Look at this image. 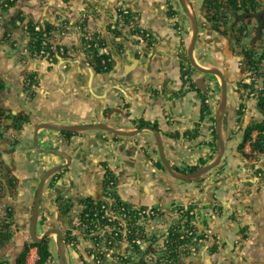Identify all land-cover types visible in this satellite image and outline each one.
Masks as SVG:
<instances>
[{"label": "crops", "instance_id": "0c3cea01", "mask_svg": "<svg viewBox=\"0 0 264 264\" xmlns=\"http://www.w3.org/2000/svg\"><path fill=\"white\" fill-rule=\"evenodd\" d=\"M170 1L0 0V79L7 89L0 93V103L8 111L11 110V115L22 114L29 118L22 130L11 128L19 139L14 153L4 149L13 154L11 159H7V154H2L0 159V164L11 167L20 180L16 182L15 189L9 190L7 175L0 168V183L5 187V194L0 196V224L3 234H10L0 243V264H12L26 245L31 246L26 229L35 186L47 167L62 161L60 157L32 148L31 140L37 123L103 121L119 128L134 129L142 120L151 121L160 128L167 158L175 169L187 171L215 159L216 140L211 122L218 102L214 89L217 79L200 72L197 79L185 84L181 76L182 54L191 39L192 30L184 16L174 19L170 15ZM127 5L135 12V18L142 27L157 34L158 42L154 47L144 50V44L132 40L130 32L125 29L122 36L114 37L111 30L115 25L116 10ZM29 23L52 28V37L56 42L63 43L69 55L62 56L55 48L50 58L28 56L25 48L31 37L26 28ZM79 24H85L91 32L109 34L120 47V54L115 55L116 63L109 71L99 73L88 66ZM11 26L15 29L13 32H10ZM60 28H67L69 32L60 33ZM199 36L203 39L198 41L195 49L198 62L207 67L223 68L229 52L226 37L213 33L208 25L201 27ZM217 55L218 58H215ZM29 70L39 79V87L32 96L21 91V80ZM208 99L209 102L206 101ZM3 124L9 125L11 120ZM37 130L43 147L54 144L65 146L58 141L63 136L59 131ZM90 132L83 137H74L71 150H78L75 163L81 166L77 173L74 167L53 187L47 188L41 202L45 214L55 208V205L48 204L51 197L79 198L98 191L102 170L97 165V156H107L110 150L102 144L103 139L97 131ZM46 137L53 140L49 143ZM118 140L117 151L124 159L118 162L116 168L120 192L138 205L187 204L190 200L211 196L214 182H218L224 190L219 196L224 198L226 206H230L234 199L232 194L236 189L233 187L239 181L244 186L238 189L243 193L241 196L248 203L253 200L254 207L247 214L249 224L243 227L242 243L235 247L233 240L238 236L230 235L229 242L219 244L218 252L209 249L214 242L210 236L219 229L218 221L209 219L207 227L200 225L201 230L208 234V239L200 242L199 252L184 258L187 264H264V185L256 189L250 184V171L242 170L240 173L238 168H234L241 160L225 152V161L212 168L207 176L197 182L181 183L159 165H142V160H149L148 155L151 154L154 160L158 156L153 151L146 154L140 150L138 142L135 143L138 138L119 137ZM1 147L3 145L0 144ZM238 176L241 177L238 179ZM256 196L260 203L255 202ZM10 208L8 216L7 209ZM57 214L56 211L54 218ZM232 229L238 230L235 226ZM240 236L243 237L242 234Z\"/></svg>", "mask_w": 264, "mask_h": 264}, {"label": "flooded vegetation", "instance_id": "af4514ba", "mask_svg": "<svg viewBox=\"0 0 264 264\" xmlns=\"http://www.w3.org/2000/svg\"><path fill=\"white\" fill-rule=\"evenodd\" d=\"M232 1L233 0H171L170 15L174 19L184 16L190 23V28L192 30L191 39L186 43L185 53L182 54L183 59L181 63V76L185 81V84L197 79V74L201 72L194 67L190 58L189 47L193 39V26L188 16L186 5L188 6V9L194 13L198 22V35L193 51V55L196 60L195 49L198 41L203 39L199 36L203 25H208L209 29L212 30L213 33L226 37L229 52L227 54L225 64L223 65V68L216 66L223 72L227 83L228 100L223 116L222 127L223 137L225 140V152H228L231 157L241 160L240 163H236L234 168H238L240 173L244 170L250 171L252 178L250 181V184H252L251 186H254L256 189H260L264 185V147H257L259 148L257 154H249L244 151L243 145L245 142L244 138L246 130L259 121H264L262 106L256 98L251 96L249 86L245 82L249 70L247 54L248 52L252 53L259 49L258 46L260 44L262 30L258 31L255 29L253 31H248L249 36L251 37V45L248 47V50H242L239 47L242 40L238 38L239 36L237 33L241 29L242 24L247 21L249 16L244 15L243 10L245 8H241V5L235 7L231 3ZM116 13L115 25H112L111 30L114 37L122 36L123 29H125L126 32H130L129 37L132 40L141 41V43L144 44V50L152 48L155 44H157V34L151 29L142 27L135 18V12L128 5L118 8ZM252 18L255 20L257 26L259 24V18H257L256 15H253ZM220 23L224 25V29L220 28ZM40 25L46 27L42 24ZM78 26L83 33V39L81 42L84 44L83 51L85 53L86 60H88V62L86 61L89 64L88 66L94 67V69H96L99 73L109 71L116 63V50L118 49L119 51L120 47L114 43L115 40H112L111 36H108L109 34L103 35L101 32H91L87 30L85 24H79ZM10 28H12V31L10 32L15 30L12 26ZM45 30L48 31L47 29ZM62 30V32H69L67 28H62ZM52 38H49L53 41L51 42L52 50H50V53L53 55V49L57 48L60 55L68 56L69 53H67L66 47H63V43L56 42L54 40V36ZM31 41L32 39L30 37L28 46L25 48V52H27L30 57H40V49H34ZM54 42L57 45H55ZM111 43L114 44L115 48ZM61 47H63V49ZM41 56L46 57V54H42ZM207 56L210 58L209 54H207ZM47 58H50V56H47ZM215 58H218V55ZM32 73L33 72L29 70L21 80V91L30 94L31 96L35 93L37 87H39V79L34 74L35 81L31 83L30 76ZM205 74L206 76H214L217 79V86H215L214 89L216 93L219 92L215 111L216 115L214 113L211 122V131L213 132L214 139L216 140L215 153H217L219 136L216 128V118L217 109L220 103L219 98L222 81L217 74ZM4 90L5 91H0V93L3 94L7 91L5 88ZM206 101L209 102V99ZM0 110H2V112L5 110L3 113H0V144L1 146L3 145V148H0V159L2 158V154H7V159L10 160L13 154L11 155L7 153V151L14 153L16 150L14 146L19 142L18 137L16 138L15 133L13 134L11 128L19 131L22 130L23 124L27 122L29 118L27 115L22 114L11 115V110L8 111L5 109L1 106V103ZM6 120H11V124H3ZM15 123L19 124V129L15 127ZM94 123H107L112 126L109 122L103 121L79 124ZM38 124L39 123H37V125ZM112 127L129 131L131 134H134L116 135L112 132L97 128H87L79 132L57 130L63 134V136L59 138V141L61 143L63 142L65 146L58 147L57 144L47 146L63 150L67 156L63 158L57 154L44 153L53 157H60L62 161L53 163L47 167L42 172L41 178L35 186L31 210L29 212L28 227L26 229L29 233L28 238L31 242H33L30 230L35 204L34 202L38 194L43 175L47 169L53 165L61 163L68 164L66 168L61 169L46 181L42 197L47 188L53 187L65 175H68L71 171H73L74 167L75 170H77L78 167L81 166V164L77 165L75 163L78 160V150L75 152L71 150V146L75 142L74 137L79 135L83 137V134H91L90 131H97L99 137H102L103 139L102 144L105 145L106 148H109L110 153H107V156L99 154L97 156V165L101 168L102 172L100 175L101 184L99 185L98 191L94 194L79 198L70 197L58 199L51 197L48 204L50 206L55 205V208L52 211L47 210L49 212L48 214H45V212L42 211L41 198L36 229L38 233L37 238H42V242L39 244L48 245L50 256L47 259L46 264H60V256L56 245L57 235L52 232L43 237L47 231L55 228H59L62 232V239L65 244L64 246L69 264H187V261H185L184 258L199 252L198 245L200 242H203L205 238L208 239V234L204 232V230H201L200 225L207 227L209 219L213 221L217 220L219 224V229L217 231H213L210 236V239L214 242L209 245V249L218 252L219 244L221 242H229L231 238L230 235L238 236V238H234L233 240L235 247L238 243H242V240L244 239L243 227L249 224L247 214L249 209H252L254 205L253 200L248 203L245 201L244 197L241 196L243 193L238 189H243L244 186H241L240 181L233 187L236 190L232 194L234 199L231 201L230 206H226L224 204V198L219 196L224 190H220L218 188L213 190L211 196L209 195L205 198L202 197L193 199L187 204L184 202H172L170 205L161 204L160 207L153 203L138 205L130 201L120 192V180L117 172V166L118 162H122L124 159L121 158V152L117 151L119 137L126 139L138 138L135 143L137 144L138 142L140 150L144 151L146 154L148 151H153L155 152V155L158 156L157 159L154 160L151 154L150 156L148 155L149 160H142V165L145 166L150 164L153 166L156 164L157 167L159 165L165 171L169 172L172 178H175V180L180 181L181 183L197 182L200 178L183 181L174 177L165 167L160 157L156 136L151 131V128L159 131L165 151L164 137L156 123L142 120L134 129H124L116 126ZM20 134L22 133L20 132ZM33 137L31 140L32 148L37 152H40L39 149L34 146ZM50 142L51 141H49V143ZM231 142L232 145L229 146ZM38 146L40 148H45L39 142V135ZM225 152L221 162L217 166H220L222 162L225 161V157L227 156ZM29 162H33V160L29 159ZM227 163L228 162L226 161L225 164ZM174 167L171 166L173 171L178 174L191 173L199 168V166H194L189 168L187 171L186 169H181L180 171V168L175 169ZM0 168L1 170H4L7 175L6 182L9 190L15 189L16 182L18 183V181H20L19 177L15 175L11 167H6L5 165L0 164ZM86 172L89 173V170L87 169ZM240 177L241 176H238V179ZM229 186L230 185H228V187ZM4 189L5 187L0 183V196L5 194ZM254 200L257 203L261 202L259 201L258 196H256ZM262 201L264 202V199ZM241 209L242 213H240ZM56 211L58 214L54 218ZM10 212L11 208L7 209L8 216L10 215ZM96 213L99 215L98 220H96ZM50 218H52V220H50ZM233 226L238 228V230L232 229ZM241 234L243 237L240 236ZM232 251L235 252V249ZM189 263L191 264V262Z\"/></svg>", "mask_w": 264, "mask_h": 264}, {"label": "water", "instance_id": "95a60500", "mask_svg": "<svg viewBox=\"0 0 264 264\" xmlns=\"http://www.w3.org/2000/svg\"><path fill=\"white\" fill-rule=\"evenodd\" d=\"M186 8H187L188 16H189L190 21H191L192 26H193V39H192L191 45L189 47V53H190L191 61H192L193 65H194V67L196 69H198L199 71L204 72V73L217 74L221 78V81H222V83H221V93H220V103H219V106H218V109H217V118H216V121H217L216 128H217V133H218V136H219V138H218V151H217L216 157H215V159L213 161L200 166L198 169H196L195 171H193L191 173H184V174L183 173L182 174L181 173H179V174L175 173L173 171V169L171 168V165H170L169 161L166 158V154H165V151H164V146L162 144V138L160 136L159 131L154 129V128H151V131L156 136L160 157H161L165 167L170 171V173L174 177H176V178H178L180 180H183V181H190V180H193V179L203 178V177L207 176V174L210 172V170L212 168L216 167L222 160L223 154L225 152V140H224V137H223L222 127H223V116H224V112H225V109H226V106H227L228 93H227V83H226V80H225L223 72L217 67L203 66L202 64H200L198 62V60H196L194 58L193 51H194L195 41H196V38H197V35H198V22H197L196 17L194 16V13H192L190 11V9H188L187 5H186ZM112 46L115 48L114 44H112ZM116 53L119 54L118 49L116 50ZM39 127L45 128V129L65 130V131H73V132L74 131L79 132V131H82V130L87 129V128H97V129H103L105 131L112 132V133H114L116 135H118V134H120V135H132V134H134V133L131 134V132H129V131L116 129V128L110 126L107 123L71 124V125H60V124L51 123V122H41V123H39L37 125V127H36V130L34 132V137H33L35 148L39 149V151L41 153L57 154V155H60L63 158L65 156H67L64 153L63 150L52 148V147L40 148L38 146L37 129ZM46 140L47 141H51L52 139L49 138V137H46ZM67 166H68V164H66V163L53 165L52 167L47 169V171L43 175L38 194H37V196L35 198L34 210H33V215H32V219H31V230L30 231H31L32 240L35 243L39 244V243L42 242V238H37V234L38 233H37L36 226H37V221H38V216H39V207H40V201H41V198H42L43 188H44V186L46 184V181L52 175H54L55 173H57L61 169L66 168ZM215 187L218 188V189H222L221 186L218 185V182H214L213 188L215 189ZM52 232L57 235V237H56V245H57V251H58L59 256H60V264H69L68 258H67V255H66L65 246H64L65 244H64V241L62 239L61 230L59 228L51 229V230L47 231L45 233V235H43V237L46 236V235H49ZM16 260L17 259H15V261L12 264H15Z\"/></svg>", "mask_w": 264, "mask_h": 264}, {"label": "built area", "instance_id": "2783aa9c", "mask_svg": "<svg viewBox=\"0 0 264 264\" xmlns=\"http://www.w3.org/2000/svg\"><path fill=\"white\" fill-rule=\"evenodd\" d=\"M248 19V18H247ZM254 20H252L253 22ZM246 22V21H245ZM245 22L242 24L241 29L238 31V38L242 40V44L240 43L239 47L242 50H248V47L251 45V37L249 36V24L242 28ZM251 22V23H252ZM250 23V24H251ZM245 26V25H244ZM256 27V25H255ZM28 28V25L26 26ZM220 28L224 29V25L220 23ZM36 31H42L45 37L43 42V47L40 49V55L46 54L50 56V48L52 50L51 42H53L52 38V31H46L43 26L40 24L35 25ZM62 28L59 29V32H62ZM53 39V38H52ZM50 42V43H49ZM64 47V46H63ZM63 47H61L63 49ZM259 49L252 53L248 52V62H249V70L248 75L245 80L246 84L249 86V91L251 96L256 98L261 106H262V113L264 119V30L260 37V44ZM263 121V120H262ZM258 122L255 124L254 129L250 132L247 139L244 142V151L249 154H257L258 149L257 147H264V121ZM96 220L99 219V215L96 213ZM40 259V254L37 246H29L27 255H26V264H37Z\"/></svg>", "mask_w": 264, "mask_h": 264}, {"label": "trees", "instance_id": "16d2710c", "mask_svg": "<svg viewBox=\"0 0 264 264\" xmlns=\"http://www.w3.org/2000/svg\"><path fill=\"white\" fill-rule=\"evenodd\" d=\"M231 3L235 7H238V5H241V8H245L243 10L244 15L249 16V18L247 19V21L244 24L245 26L243 25L242 28H245L248 24H250L252 22V20H253L252 14H254V16L256 15L257 18H259V24L255 27V29H257L258 31L262 30L261 33H263V30H264V2L258 3L257 0H233ZM44 28L47 29L48 31H52V28H50L48 26H46ZM28 29L30 31V35H31V39H32V41H31L32 46L34 47V49H41V47H43V42L45 40L43 32L42 31H36L34 23H29ZM49 50H51V48ZM30 81H31V83H33L35 81L33 74L30 76ZM4 88H5L4 82H2V80L0 79V91H3ZM0 113H1V110H0ZM15 127L17 129H19L20 126H19V124L15 123ZM254 127H255V125L250 126L246 130L244 141L247 139L248 135L254 129ZM2 228L3 227L0 224V243L2 240H4L5 238H7L10 235V234H3L4 232L2 231ZM31 246H37L39 248L40 259L37 262V264H46L47 259L50 256V252L48 250V245L38 244V243L32 242ZM28 248H29V246H27L23 250V252L20 253L15 264H26V255H27Z\"/></svg>", "mask_w": 264, "mask_h": 264}, {"label": "rangeland", "instance_id": "374dc122", "mask_svg": "<svg viewBox=\"0 0 264 264\" xmlns=\"http://www.w3.org/2000/svg\"><path fill=\"white\" fill-rule=\"evenodd\" d=\"M255 25H256V22H255V20L251 23V24H249V31H253V30H255ZM218 97H219V92H217V94H216V98L218 99ZM220 99V98H219ZM215 113V112H214ZM215 115H216V113H215ZM232 145V142L229 144V146H231Z\"/></svg>", "mask_w": 264, "mask_h": 264}]
</instances>
